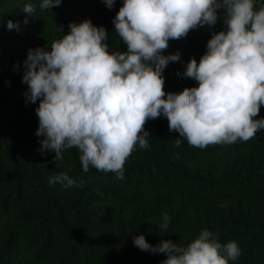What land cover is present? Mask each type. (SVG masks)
<instances>
[{
  "label": "trees",
  "instance_id": "1",
  "mask_svg": "<svg viewBox=\"0 0 264 264\" xmlns=\"http://www.w3.org/2000/svg\"><path fill=\"white\" fill-rule=\"evenodd\" d=\"M41 0H0V264H162L166 254L142 251L133 238L151 245L170 239L187 246L202 230L222 245L235 241L241 255L229 264H264V130L247 142L192 147L168 120L149 119L150 148L135 151L124 165V178L90 167L83 170L77 149L41 153L39 119L23 82L28 50L45 47L68 34L70 22L91 19L108 32L110 51H127L115 33L113 19L123 5L109 9L102 0H62L40 9ZM35 5L23 23L25 4ZM259 10L264 0H254ZM225 9L214 26L191 30L170 40L164 55L181 54L163 72L166 92L198 87L183 76L187 63L207 51L213 33L226 30ZM19 21V30L7 21ZM62 29V31H61ZM180 75H177V73ZM264 118V105L259 116ZM67 172L81 187L65 189L49 179ZM169 227L160 231L162 216Z\"/></svg>",
  "mask_w": 264,
  "mask_h": 264
},
{
  "label": "clouds",
  "instance_id": "2",
  "mask_svg": "<svg viewBox=\"0 0 264 264\" xmlns=\"http://www.w3.org/2000/svg\"><path fill=\"white\" fill-rule=\"evenodd\" d=\"M102 2L111 9L116 0ZM61 3L41 0L39 6L45 10ZM220 9L226 10V30L214 32L199 63L191 58L183 73L198 87L166 92L163 72L181 59L179 51L163 54L169 41L214 26ZM35 10L34 4H25V25ZM113 24L127 51H110L107 30L91 19L70 22L69 33L53 41L50 51L28 50L23 82L28 101H39L41 153L55 152L59 160L65 149L75 148L85 172L92 167L123 179L136 146L150 148L149 119L168 120L169 131L179 133L176 147L182 139L200 149L247 142L264 130V118L254 119L264 105V4L255 10L254 0H123ZM19 26V21H7L9 30ZM49 183L68 189L84 181L62 172ZM162 221L159 228L165 231L167 213ZM133 243L142 251L166 254L162 264H229L241 255L235 241L222 245L208 229L187 246L170 239L151 245L144 235Z\"/></svg>",
  "mask_w": 264,
  "mask_h": 264
}]
</instances>
